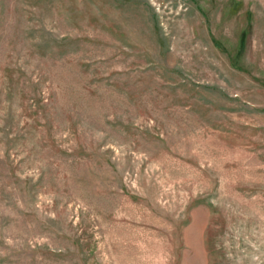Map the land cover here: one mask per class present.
Masks as SVG:
<instances>
[{
    "label": "rangeland",
    "instance_id": "374dc122",
    "mask_svg": "<svg viewBox=\"0 0 264 264\" xmlns=\"http://www.w3.org/2000/svg\"><path fill=\"white\" fill-rule=\"evenodd\" d=\"M0 264H264V0H0Z\"/></svg>",
    "mask_w": 264,
    "mask_h": 264
}]
</instances>
